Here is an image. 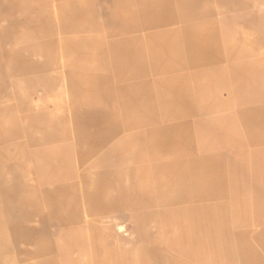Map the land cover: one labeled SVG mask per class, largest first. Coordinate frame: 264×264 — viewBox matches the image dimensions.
Instances as JSON below:
<instances>
[{
    "label": "rangeland",
    "instance_id": "374dc122",
    "mask_svg": "<svg viewBox=\"0 0 264 264\" xmlns=\"http://www.w3.org/2000/svg\"><path fill=\"white\" fill-rule=\"evenodd\" d=\"M0 264H264V0H0Z\"/></svg>",
    "mask_w": 264,
    "mask_h": 264
}]
</instances>
